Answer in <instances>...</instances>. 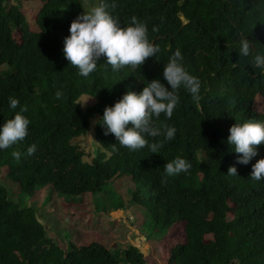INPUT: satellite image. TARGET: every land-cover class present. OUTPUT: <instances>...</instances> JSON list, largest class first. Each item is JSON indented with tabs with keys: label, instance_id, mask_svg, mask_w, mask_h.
<instances>
[{
	"label": "trees",
	"instance_id": "obj_1",
	"mask_svg": "<svg viewBox=\"0 0 264 264\" xmlns=\"http://www.w3.org/2000/svg\"><path fill=\"white\" fill-rule=\"evenodd\" d=\"M39 1V10L28 20L18 5L6 7V0H0V123L21 105L30 121L23 142L0 150V173L28 198L45 188L71 201L127 176L132 186L127 205L149 217L151 232L163 235L183 227L184 240L168 249L164 264H264V182L248 177L251 165L264 158V145L257 146V156L247 165H240L235 163L239 154L225 143L234 122L264 121V111L255 108L257 96L264 99V73L237 52L241 33L264 52V0H105L121 26L132 16L143 21L160 51L138 68L116 73L101 57L87 79L61 52L69 23L84 11L81 0ZM51 8H63L65 14L54 15ZM176 49L186 70L201 81L199 104L181 90L171 119L163 114L156 119L157 126L176 129L174 138L156 154L146 148L129 152L93 121L126 91L138 93L153 79L167 87L162 68ZM57 90L63 93L59 100ZM81 96L93 102L85 108L77 102ZM9 97L18 99L17 109H8ZM90 132L94 140L86 153L78 139ZM30 144L36 150L27 155ZM12 150L21 153L19 159L11 157ZM177 156L191 167L163 177V164ZM233 165L236 176H229L227 168ZM34 211L13 199L0 181V264H121L120 249L107 241L68 240L60 247L48 238ZM123 253V264H158L133 244Z\"/></svg>",
	"mask_w": 264,
	"mask_h": 264
},
{
	"label": "clouds",
	"instance_id": "obj_2",
	"mask_svg": "<svg viewBox=\"0 0 264 264\" xmlns=\"http://www.w3.org/2000/svg\"><path fill=\"white\" fill-rule=\"evenodd\" d=\"M260 11L264 14V10ZM152 31L155 32L156 28L153 27ZM237 44L239 56L246 58L252 67L264 73V52L256 51L253 40L241 33ZM159 51L158 45L149 40L148 28L143 21L132 16L127 25L121 26L118 19L108 11L105 0H98L95 6L82 11L69 23L68 35L63 38L61 49L67 64L73 66L77 75L85 79L96 72L101 57L104 64L116 73L124 67L138 68ZM161 75L167 87L160 79H153L146 82L138 93L126 91L111 106L106 105L102 115L93 121L101 126L104 135L111 134L116 140L115 144L129 152L146 148L151 154H156L164 143L174 138L176 129L164 123L157 126L156 119L161 114L165 120L171 119L179 103L178 93L181 90L194 103L199 104L201 81L186 70L179 49L169 56ZM54 95L59 100L63 93L57 90ZM77 102L83 105V102ZM18 104L15 97L7 100L10 111L17 109ZM25 111L21 105L10 119L0 123V150L12 148L23 142L28 135L30 121L22 115ZM149 138L159 139L149 142ZM225 143L232 152L239 154L235 157V163L247 165L257 156V146L264 145V121L243 119L234 122L228 128ZM115 144L113 152L116 151ZM35 150L36 145L30 144L25 153L31 155ZM10 154L13 159L21 156L17 150H12ZM190 167L189 161L177 156L163 164L162 176L175 177L187 173ZM227 175L236 176L234 165L227 168ZM248 177L252 181L264 182V158L257 159L251 165Z\"/></svg>",
	"mask_w": 264,
	"mask_h": 264
},
{
	"label": "rangeland",
	"instance_id": "obj_3",
	"mask_svg": "<svg viewBox=\"0 0 264 264\" xmlns=\"http://www.w3.org/2000/svg\"><path fill=\"white\" fill-rule=\"evenodd\" d=\"M97 1L81 0L84 11L95 6ZM4 4L6 7L18 5L28 20L33 18L41 5L39 0H6ZM51 12L57 16L64 15L65 9L51 8ZM86 98L88 97L81 96L78 100L83 102ZM92 102L93 99L89 98L83 102L82 106L86 108ZM255 108L259 112L264 111V99L260 95L256 98ZM78 140L81 141L88 153L94 140L93 132ZM199 159L204 160V155L201 152ZM0 181L9 189L13 199L17 201L20 199L28 206L35 207L34 214L41 223L46 225L48 238L59 241L60 247H65L64 242L68 240L74 243L107 241L109 246H117L120 249L117 260L123 264V251L128 245L133 244L138 246L144 255L150 254L155 262L164 264L168 249L175 243L184 240L182 225L168 229L163 235L150 231L149 217L138 207L127 205L132 190L127 176L106 184L102 190L95 193H84L72 201L69 198L60 200L56 194L45 190V188H40L33 197L28 198L20 194L16 183L8 180L3 173H0ZM104 212L106 213L104 214ZM26 222L30 224L32 220L27 218Z\"/></svg>",
	"mask_w": 264,
	"mask_h": 264
}]
</instances>
